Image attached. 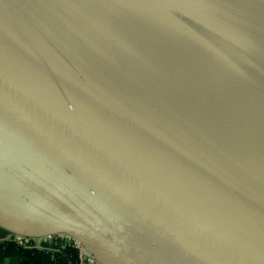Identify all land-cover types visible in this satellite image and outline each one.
Returning <instances> with one entry per match:
<instances>
[{"label":"water","instance_id":"1","mask_svg":"<svg viewBox=\"0 0 264 264\" xmlns=\"http://www.w3.org/2000/svg\"><path fill=\"white\" fill-rule=\"evenodd\" d=\"M0 225L264 264V0H0Z\"/></svg>","mask_w":264,"mask_h":264},{"label":"built area","instance_id":"2","mask_svg":"<svg viewBox=\"0 0 264 264\" xmlns=\"http://www.w3.org/2000/svg\"><path fill=\"white\" fill-rule=\"evenodd\" d=\"M7 240L15 241L22 248L35 247L40 252L44 249H49L53 254L51 264H58V259H64L68 264H98L85 250L82 251V246L76 239L65 234L30 237L27 240L22 236L14 235L13 237L10 236ZM57 253L58 256H56Z\"/></svg>","mask_w":264,"mask_h":264},{"label":"crops","instance_id":"3","mask_svg":"<svg viewBox=\"0 0 264 264\" xmlns=\"http://www.w3.org/2000/svg\"><path fill=\"white\" fill-rule=\"evenodd\" d=\"M10 235L9 230L0 225V264H20L24 259L22 253L17 250L7 251L2 244ZM41 256L43 264H51L53 254L49 249L42 250Z\"/></svg>","mask_w":264,"mask_h":264},{"label":"trees","instance_id":"4","mask_svg":"<svg viewBox=\"0 0 264 264\" xmlns=\"http://www.w3.org/2000/svg\"><path fill=\"white\" fill-rule=\"evenodd\" d=\"M7 251L17 250L22 255L25 256V259L22 260L20 264H43L41 252L35 247H20L13 240L3 241L2 243ZM58 256V253L56 254ZM58 264H68L64 259H58Z\"/></svg>","mask_w":264,"mask_h":264},{"label":"bare ground","instance_id":"5","mask_svg":"<svg viewBox=\"0 0 264 264\" xmlns=\"http://www.w3.org/2000/svg\"><path fill=\"white\" fill-rule=\"evenodd\" d=\"M78 243H79V242H78ZM79 244H80V243H79ZM79 244H78V245H79ZM81 249H82V251L84 250L82 247H81ZM90 256H91V255H90ZM91 257H92V256H91ZM92 258H93V257H92Z\"/></svg>","mask_w":264,"mask_h":264},{"label":"rangeland","instance_id":"6","mask_svg":"<svg viewBox=\"0 0 264 264\" xmlns=\"http://www.w3.org/2000/svg\"><path fill=\"white\" fill-rule=\"evenodd\" d=\"M11 237H13L14 236V234H12V235H10ZM6 241V240H5Z\"/></svg>","mask_w":264,"mask_h":264}]
</instances>
